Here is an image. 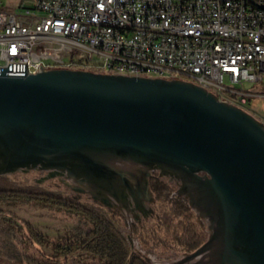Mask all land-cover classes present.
<instances>
[{
  "label": "water",
  "instance_id": "95a60500",
  "mask_svg": "<svg viewBox=\"0 0 264 264\" xmlns=\"http://www.w3.org/2000/svg\"><path fill=\"white\" fill-rule=\"evenodd\" d=\"M31 171L120 212L136 252L132 225L153 211L158 173L208 232L169 264H264V124L193 82L71 69L0 75V176ZM126 191L134 215L121 205Z\"/></svg>",
  "mask_w": 264,
  "mask_h": 264
},
{
  "label": "built area",
  "instance_id": "2783aa9c",
  "mask_svg": "<svg viewBox=\"0 0 264 264\" xmlns=\"http://www.w3.org/2000/svg\"><path fill=\"white\" fill-rule=\"evenodd\" d=\"M25 2L0 10V75L100 67L193 82L247 112L238 88L264 79V0Z\"/></svg>",
  "mask_w": 264,
  "mask_h": 264
},
{
  "label": "trees",
  "instance_id": "16d2710c",
  "mask_svg": "<svg viewBox=\"0 0 264 264\" xmlns=\"http://www.w3.org/2000/svg\"><path fill=\"white\" fill-rule=\"evenodd\" d=\"M150 187L157 207V225L149 230L146 225L150 220L133 223L132 237L140 242V252L131 249L118 227L122 224L130 233L126 218L116 210H107L109 214L105 215L70 197L0 189V264H151L149 255L175 261L195 252L208 239L204 221L175 194L176 186L168 179L154 173ZM21 206L61 214L72 227L58 236L46 235L6 210ZM166 212L178 220L177 227L161 221V214ZM144 233L150 236L146 238Z\"/></svg>",
  "mask_w": 264,
  "mask_h": 264
},
{
  "label": "rangeland",
  "instance_id": "374dc122",
  "mask_svg": "<svg viewBox=\"0 0 264 264\" xmlns=\"http://www.w3.org/2000/svg\"><path fill=\"white\" fill-rule=\"evenodd\" d=\"M26 5L27 2H25V0H0V10L5 12H19L21 6ZM238 89H241L246 95V107L249 110V113L255 116L258 120L264 119V79L256 83H246L243 85V87H239ZM46 177H48V172L41 171H31L29 173L17 172L14 175L0 176V189L29 190L41 194H49L64 198L70 197L78 200V202L84 207L98 210L105 215L109 214L106 208L94 202L89 196L79 194L74 192L72 188H69L66 185L68 182L66 179L56 177L52 180L46 181ZM175 186L177 189V185ZM151 208L153 209V212L157 213V207L155 204H153ZM6 210L11 211L20 219L30 223L41 232L49 236H58L66 228L72 227L71 222H69L66 217L49 210L31 208L28 206L6 208ZM161 215V218L164 219V222H168V224L177 227L178 220H174L169 216V214H167V212ZM149 220V223L146 225L147 229H155L157 225L156 218L154 220ZM118 227L121 229L122 234L127 239L130 236L129 230H127V228H125V226L122 224H119ZM159 234L164 237L166 236L164 231H160ZM144 236L148 238L150 234L144 233ZM133 240L135 242V248L138 249V244L140 242L136 239ZM147 257L154 258V264H169L170 261L157 259L153 255H149Z\"/></svg>",
  "mask_w": 264,
  "mask_h": 264
},
{
  "label": "flooded vegetation",
  "instance_id": "af4514ba",
  "mask_svg": "<svg viewBox=\"0 0 264 264\" xmlns=\"http://www.w3.org/2000/svg\"><path fill=\"white\" fill-rule=\"evenodd\" d=\"M154 173H152V176L150 177V180L154 176ZM130 175L132 176V178L130 177L131 180H135L136 185L141 183L140 176H142V175H139L138 173H134L133 171L130 172ZM133 176H136L137 179L136 178H133ZM126 193L128 194V197H126V200H123V202H121V205H124V206L128 207L133 212V215H134V214L138 213V210L136 208V205L134 203V200L131 198V196L129 195V193L127 191H126ZM155 218H156V214L153 211L151 212V214L149 216H147L144 212H142V214H141V220L139 222L141 223L142 221H146V220H149V219L154 220ZM161 219H162L161 221H164L163 218H161Z\"/></svg>",
  "mask_w": 264,
  "mask_h": 264
},
{
  "label": "bare ground",
  "instance_id": "6f19581e",
  "mask_svg": "<svg viewBox=\"0 0 264 264\" xmlns=\"http://www.w3.org/2000/svg\"><path fill=\"white\" fill-rule=\"evenodd\" d=\"M90 71L100 72V67H90ZM28 76H33V75H26V76H23V78L28 77Z\"/></svg>",
  "mask_w": 264,
  "mask_h": 264
}]
</instances>
